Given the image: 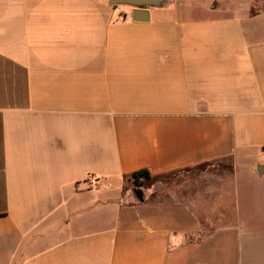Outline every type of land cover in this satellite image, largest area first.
<instances>
[{"label": "crops", "instance_id": "0c3cea01", "mask_svg": "<svg viewBox=\"0 0 264 264\" xmlns=\"http://www.w3.org/2000/svg\"><path fill=\"white\" fill-rule=\"evenodd\" d=\"M187 3L0 0V264H264V0Z\"/></svg>", "mask_w": 264, "mask_h": 264}, {"label": "rangeland", "instance_id": "374dc122", "mask_svg": "<svg viewBox=\"0 0 264 264\" xmlns=\"http://www.w3.org/2000/svg\"><path fill=\"white\" fill-rule=\"evenodd\" d=\"M188 0H167V4L164 6L166 9H171L172 11H180L181 14H178L179 16L182 17H187V18H192V17H203V13H196V12H187V3ZM191 5V4H189ZM185 7V8H184ZM174 180L171 179V176H164L156 179H150V180H145L143 182L142 186H138V184L135 182L133 177H127L123 179L120 183L121 188L125 191L128 192L131 197L134 196V191L135 190H142L143 193L147 192L149 189H151L153 186H162V184H169L172 183Z\"/></svg>", "mask_w": 264, "mask_h": 264}, {"label": "water", "instance_id": "95a60500", "mask_svg": "<svg viewBox=\"0 0 264 264\" xmlns=\"http://www.w3.org/2000/svg\"><path fill=\"white\" fill-rule=\"evenodd\" d=\"M167 0H109L111 6L125 5L133 9L132 21H147L149 12L147 9L160 8L166 4ZM264 167H260L258 173L262 175ZM134 194L139 201H143V193L141 190H135Z\"/></svg>", "mask_w": 264, "mask_h": 264}, {"label": "trees", "instance_id": "16d2710c", "mask_svg": "<svg viewBox=\"0 0 264 264\" xmlns=\"http://www.w3.org/2000/svg\"><path fill=\"white\" fill-rule=\"evenodd\" d=\"M131 177L134 178L138 186H142L145 180H150L152 178L150 173L146 170L138 171L134 173Z\"/></svg>", "mask_w": 264, "mask_h": 264}]
</instances>
